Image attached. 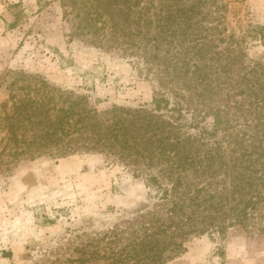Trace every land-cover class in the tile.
<instances>
[{
	"label": "trees",
	"instance_id": "obj_1",
	"mask_svg": "<svg viewBox=\"0 0 264 264\" xmlns=\"http://www.w3.org/2000/svg\"><path fill=\"white\" fill-rule=\"evenodd\" d=\"M63 6L75 34L123 49L157 83L152 106L101 112L72 91L24 81L1 117L16 156L110 152L151 187L150 205L111 229L107 250L97 239L76 264H167L196 235L264 233V54L247 53L249 38L264 47V28L230 30L227 0Z\"/></svg>",
	"mask_w": 264,
	"mask_h": 264
},
{
	"label": "rangeland",
	"instance_id": "obj_2",
	"mask_svg": "<svg viewBox=\"0 0 264 264\" xmlns=\"http://www.w3.org/2000/svg\"><path fill=\"white\" fill-rule=\"evenodd\" d=\"M227 4L230 30L264 28V0ZM65 11L63 0H0V264H76L84 245L100 239L107 250L111 229L150 205L145 176L110 152L31 158L12 151L1 117L27 81L72 91L101 112L152 106L157 83L140 60L78 36ZM248 41L250 58L264 54L259 41ZM167 264H264V233L236 226L196 235Z\"/></svg>",
	"mask_w": 264,
	"mask_h": 264
}]
</instances>
